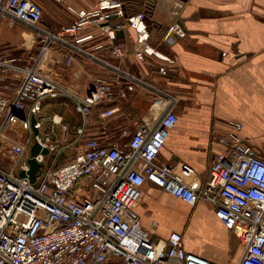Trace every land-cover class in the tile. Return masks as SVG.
Listing matches in <instances>:
<instances>
[{
  "label": "built area",
  "instance_id": "built-area-1",
  "mask_svg": "<svg viewBox=\"0 0 264 264\" xmlns=\"http://www.w3.org/2000/svg\"><path fill=\"white\" fill-rule=\"evenodd\" d=\"M158 1L143 0L146 9ZM66 7L75 19L54 31L43 23L40 0H0V23L23 26L44 47L65 48L67 64L84 55L111 72L109 78L96 77L82 94L56 81L45 63L46 52L29 54L21 49V54L13 55L10 42L0 38V155L8 159L0 160V264H219L187 251L178 231L154 238L140 219H128L148 181L190 204L199 199L212 202L216 216L244 244L239 264H264V155L242 136L243 124L229 120L225 134L212 133L223 149L215 153L206 182L196 186L192 166L159 159L170 129L179 121L177 97L115 59L127 51L115 41L124 22L111 19L124 18L135 29L137 41L145 43L147 12L127 14L121 0H96L90 8L69 3ZM88 26L106 36L110 58L95 52L104 44L87 45L95 39ZM185 35L175 22L164 39L174 43ZM148 54L175 62L148 44L137 52L140 59ZM160 71L166 73L167 68L163 65ZM137 89L152 92L164 103L154 121L139 122L124 145L85 136L98 101L127 98ZM61 95L73 101L82 117L77 128L63 116L43 111L47 98ZM116 109L101 115L107 117ZM35 141L49 152L36 155L42 167L31 181L20 170H29Z\"/></svg>",
  "mask_w": 264,
  "mask_h": 264
},
{
  "label": "crops",
  "instance_id": "crops-1",
  "mask_svg": "<svg viewBox=\"0 0 264 264\" xmlns=\"http://www.w3.org/2000/svg\"><path fill=\"white\" fill-rule=\"evenodd\" d=\"M121 1L127 14L147 12L149 38L145 43L138 42L135 29L124 18L113 17L112 21L124 22L115 41L127 51L126 56L115 59L123 68L144 75L178 99L175 107L179 121L170 129L159 159L192 166L193 182L202 186L215 153L223 149L212 140V133L225 134L229 120L241 122L242 136L264 155V0H160L147 9L143 0ZM95 2L65 0L60 4L69 3L82 9L93 7ZM56 3L51 0L52 14L46 16L44 10L43 20L54 31L75 19L67 7V11L61 12L59 8L56 12ZM175 22L185 29L186 35L168 43L164 35ZM14 26L6 21L0 23V38L10 42V53L21 54L23 49L29 54L46 52L45 63L59 84L85 94L96 77H111L110 70L84 55L75 56L67 64L65 48L56 44L44 47L35 34L31 36V31L25 30L29 36L24 32L26 38L21 44L11 43L5 37ZM86 30L95 33V39L87 45L104 44L95 52L110 58L106 36L96 26H88ZM145 44L175 62L153 54L138 58L137 52ZM163 65L166 73L160 71ZM156 98L148 90L137 89L127 98L98 101L87 120L85 136L128 143L139 122L154 121L161 114L164 103ZM116 107L111 115H101ZM43 111L63 116L74 128L82 121L67 96L47 98ZM72 153L69 151V155ZM127 217L132 221L140 219L154 238H167L173 231L180 232L187 251L219 264H239L244 252L243 242L216 216L212 202L199 199L190 204L149 181Z\"/></svg>",
  "mask_w": 264,
  "mask_h": 264
},
{
  "label": "rangeland",
  "instance_id": "rangeland-1",
  "mask_svg": "<svg viewBox=\"0 0 264 264\" xmlns=\"http://www.w3.org/2000/svg\"><path fill=\"white\" fill-rule=\"evenodd\" d=\"M42 4H43V6H44V10H45V15L46 16H50L51 14H52V6H50L51 5V0H42ZM57 5H56V12H58L59 11V8H61V12H62V10L63 11H67V9H66V5L65 4H60V3H56ZM51 13V14H50ZM57 15V14H56ZM12 26V25H11ZM11 30L9 31V33H6L7 34V37H5L6 39H8V40H10L11 41V43L12 42H14V43H19V44H21V41L23 40V38H26L25 37V34H27L26 32H25V28H23V26H21V25H15L14 27H11L10 28ZM24 32H25V34H24ZM5 34V35H6ZM31 34V36H33V32H31L30 33ZM4 35V34H3ZM28 35V34H27ZM29 36V35H28ZM4 37V36H3ZM16 46V45H15ZM3 156L2 155H0V160H6V161H8V159H6V158H2Z\"/></svg>",
  "mask_w": 264,
  "mask_h": 264
},
{
  "label": "water",
  "instance_id": "water-1",
  "mask_svg": "<svg viewBox=\"0 0 264 264\" xmlns=\"http://www.w3.org/2000/svg\"><path fill=\"white\" fill-rule=\"evenodd\" d=\"M33 122H35V119H33ZM34 132L37 134L38 129L34 128ZM40 152H42L43 154H48L49 150L46 147H42V145L38 141H35L31 146L30 155L28 158L30 168L28 171L23 169L20 170V175H28L31 181L36 180L37 173L40 172L42 167V163L36 159V155Z\"/></svg>",
  "mask_w": 264,
  "mask_h": 264
}]
</instances>
